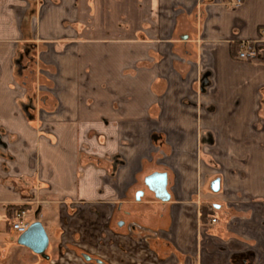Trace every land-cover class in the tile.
<instances>
[{
	"label": "crops",
	"instance_id": "1",
	"mask_svg": "<svg viewBox=\"0 0 264 264\" xmlns=\"http://www.w3.org/2000/svg\"><path fill=\"white\" fill-rule=\"evenodd\" d=\"M233 1L0 0V260L10 205L57 253L63 228L96 249L118 206L156 235L137 262L264 264V0ZM241 42L254 60L232 58ZM156 173L168 201L144 189Z\"/></svg>",
	"mask_w": 264,
	"mask_h": 264
},
{
	"label": "rangeland",
	"instance_id": "2",
	"mask_svg": "<svg viewBox=\"0 0 264 264\" xmlns=\"http://www.w3.org/2000/svg\"><path fill=\"white\" fill-rule=\"evenodd\" d=\"M150 159H151V156H147V161H149ZM200 159H201L200 166L201 164L207 166V163L210 166H216V164L211 163V160L209 157L200 156ZM170 164L173 165L174 162H171ZM198 195L202 199L209 201V203L207 204L209 207H210V204L212 203L221 204V200H219L220 197L215 196L213 192L209 189L208 178L205 179V182L203 183L202 186L200 185V188L198 190ZM210 208L211 210L214 211L212 207ZM224 210H227L226 207H224ZM219 213H222V211L220 210ZM26 214H27L26 221L31 223V221L35 219L33 216H37L38 211H35L32 213H26ZM28 214H32L33 216L28 217ZM40 214H41V217L39 218L40 220L47 218L49 216V213L45 207L43 208V210H41ZM224 215L222 216V218L225 219L226 216ZM117 216L118 215L115 214L109 218L105 226V229H103L102 231L103 235L100 236V244L96 247V249L95 248L91 249L89 247H83L82 245L83 243L82 244L80 243L81 242L80 239L82 238L80 239L79 237L75 239H73L72 237L70 238V236L68 235L69 233L68 229L63 228L62 231L61 230L57 231L56 236L53 237V241L54 239H57L55 240V242H53V245L54 247H56V245L59 246V252L58 253L55 251L45 252V254L47 252L49 253V254L48 253L46 254L50 256L49 259L43 260L39 257L33 259L32 257L33 254H31L29 250L23 251L22 248L19 246V248L17 247L18 249L17 252H14L12 250L10 258L8 259V256H7L5 260H0L1 261L0 264H51V262H53V264H83L80 261L79 257L75 256L74 253H71L70 251L71 249H77L72 244H75L76 246H78V249L76 250V253L78 256L81 255V252H82V253L88 254L91 257V260H89L90 263H87L86 261V263L84 262V264H147L146 262L145 263L141 261L137 262L135 259H132L131 257H129L128 254L133 256L134 253H136V249L138 248V245L144 247L143 241L146 242V245L150 249L153 248V244L156 241L155 240L156 235L154 234V232H151L148 230H147L148 232L140 231L139 233L135 232L134 230V233L132 232L133 235L129 234L130 229L127 227V224H128L127 221H125L123 229L120 230V228L119 227L117 228L115 225V221L118 219ZM13 221H11L10 223H12ZM12 233H10L11 235H9V233H6L5 240H13L19 236V235H16L15 233L13 234ZM127 233L129 235H132V237L130 236L127 239H124L121 237L122 234L127 235ZM136 234L138 235L137 237L138 239H140V237L142 239L138 241L137 238L135 237L137 236ZM120 251H123L125 253L122 256V258L120 255ZM66 252H70L71 256H65ZM136 255H135V258H137L138 256ZM140 258L141 256L139 255L137 259L140 260ZM162 263L158 262L157 264H162Z\"/></svg>",
	"mask_w": 264,
	"mask_h": 264
},
{
	"label": "water",
	"instance_id": "3",
	"mask_svg": "<svg viewBox=\"0 0 264 264\" xmlns=\"http://www.w3.org/2000/svg\"><path fill=\"white\" fill-rule=\"evenodd\" d=\"M150 181V183H149ZM146 185L153 191L156 197L168 201L169 196L166 192L167 178L166 174H153L145 179ZM210 190L214 193L219 190V180L216 179L210 184ZM123 223H120V226ZM17 245L24 247L37 256L47 259L45 252L49 245L48 235L41 222L35 221L29 224L27 230L16 239ZM88 261V257H85Z\"/></svg>",
	"mask_w": 264,
	"mask_h": 264
},
{
	"label": "built area",
	"instance_id": "4",
	"mask_svg": "<svg viewBox=\"0 0 264 264\" xmlns=\"http://www.w3.org/2000/svg\"><path fill=\"white\" fill-rule=\"evenodd\" d=\"M232 5L235 7L239 6L240 0H234L232 2ZM258 38L260 40H262L264 38V28L260 29V31L258 33ZM254 58H255V53H254L252 44L250 42H241L238 45V53H237V59L236 60L241 61V62H250ZM157 162L161 163L160 161H157ZM26 218H27L26 212L20 211V212L16 213L14 221L11 223V230L13 231V233H15L16 235H21L22 233H24L27 230L30 223L26 221ZM210 222L212 224H215L217 222V219L211 218ZM72 245L78 249V246H76L75 244H72ZM77 249H71L70 251H71V253H74L75 256L79 257L80 261L84 264L85 261L83 260L82 255L78 256L76 253ZM65 256H71L70 252H66ZM51 264H53V262H51Z\"/></svg>",
	"mask_w": 264,
	"mask_h": 264
},
{
	"label": "trees",
	"instance_id": "5",
	"mask_svg": "<svg viewBox=\"0 0 264 264\" xmlns=\"http://www.w3.org/2000/svg\"><path fill=\"white\" fill-rule=\"evenodd\" d=\"M237 53H238V45H232L231 46V56L235 60L237 59ZM254 60V59H253ZM32 210V207L30 205H10L6 208V215L8 217V222L13 221L15 218L16 213L20 211H24L26 213H29ZM211 213L209 208H202L201 209V220L205 222L206 216H208Z\"/></svg>",
	"mask_w": 264,
	"mask_h": 264
},
{
	"label": "flooded vegetation",
	"instance_id": "6",
	"mask_svg": "<svg viewBox=\"0 0 264 264\" xmlns=\"http://www.w3.org/2000/svg\"><path fill=\"white\" fill-rule=\"evenodd\" d=\"M148 178V177H147ZM149 183H150V181H149ZM144 189H146V190H148L149 188H148V186L146 185V183H145V180H144ZM140 192H142L143 193V191L142 190H139ZM115 213L116 214H118V206H116L115 207ZM113 216V214H111V217ZM120 223H123V221L122 220H119L118 221V219L115 221V225H116V227L118 228H122V227H124V223L120 226ZM81 255H82V258H83V260L86 262V259L84 258V256L85 257H88V261H87V263H90V261L89 260H91V257H89V255L88 254H85V253H82L81 252ZM99 262V261H98Z\"/></svg>",
	"mask_w": 264,
	"mask_h": 264
}]
</instances>
